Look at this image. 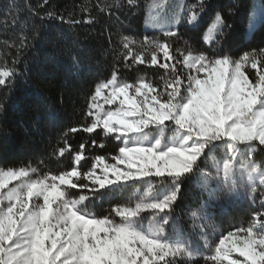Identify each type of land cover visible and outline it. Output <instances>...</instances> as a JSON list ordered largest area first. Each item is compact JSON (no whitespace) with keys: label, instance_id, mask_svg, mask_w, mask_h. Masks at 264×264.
Listing matches in <instances>:
<instances>
[{"label":"snow or ice","instance_id":"6c2138e0","mask_svg":"<svg viewBox=\"0 0 264 264\" xmlns=\"http://www.w3.org/2000/svg\"><path fill=\"white\" fill-rule=\"evenodd\" d=\"M49 3L11 0L4 9L5 27L10 18L19 31L0 40V89L8 90L0 116L52 22L74 28L104 15L112 60L81 93L74 124L56 128L50 110L43 128L33 126L48 148L35 164L0 166V264H264V0L246 11V35L261 36L255 46L231 39L229 18L242 7L235 3L97 0L98 15L85 4L81 19ZM138 11L154 35L127 34L117 13L127 20ZM64 54L77 76L92 59L76 36ZM140 66L158 79L129 81L125 71ZM77 133L87 140L74 146ZM108 140L111 152L93 154ZM185 185L199 195L177 212ZM105 202L104 214L93 211ZM244 202L250 214L219 230L218 212Z\"/></svg>","mask_w":264,"mask_h":264},{"label":"trees","instance_id":"16d2710c","mask_svg":"<svg viewBox=\"0 0 264 264\" xmlns=\"http://www.w3.org/2000/svg\"><path fill=\"white\" fill-rule=\"evenodd\" d=\"M10 2L11 0H0V40L12 39L19 31V25L13 27L10 18L7 27L4 25L6 19L4 9ZM16 2L23 6L24 0H16ZM28 2L36 6L39 0H28ZM96 2L97 0H50L49 7L66 16L69 12H73L77 19H81L86 14L81 12L80 6L85 4L92 5L91 14L93 16L98 15L95 8ZM211 2L222 7L232 3L241 5L238 14L229 18V23L233 26L231 39L235 45L239 46H248L250 43L255 46L259 43L261 39L259 32L248 39L244 37L246 11L253 0H211ZM117 15L124 20L125 28L130 30L127 34L137 36L155 34L143 29L144 14L142 11L129 16L127 20L124 19V15L120 13ZM106 24L107 19L104 15H99L97 22L91 25L80 24L74 28H69L67 25L59 26L52 22L47 39L38 42L36 48L28 53L27 76L17 79L10 99L4 101L6 112L0 116V166H18L21 161L27 163L29 160L35 164L36 158L48 151L46 139L38 135L33 126L38 125L43 128L47 124V115L50 110L58 114L56 128L74 124L79 119L76 110L82 109L85 104L81 93L89 89L98 79L104 78L106 67L111 64V53L105 52L108 47L107 37L106 34L102 35ZM111 30L115 32L116 28L113 27ZM180 31L182 35L185 34L183 27ZM60 32H63V36L58 35ZM192 34L195 35V33ZM74 36L79 37L83 45L90 50L92 57L88 62V67L78 76L72 71L71 60L64 54V48L72 46ZM0 55H4L2 45H0ZM12 55H15L14 49H8V54L4 58L10 61ZM20 67L23 69L24 63H21ZM145 74L150 79L159 77V73H154L145 66H140L139 71L129 69L124 73L129 81L134 80L138 75ZM35 85H42V87L37 91ZM7 91V89H0V101H3ZM61 96L63 102H61ZM93 138L99 142V137ZM70 140L74 146H78L79 143L87 140V134L77 133L70 137ZM88 143L90 144L91 141L88 140ZM115 146L114 140H108L105 149H96L93 154L106 155ZM257 159H260V156ZM62 163L70 162L65 159ZM49 166L55 168V164ZM89 166L90 163L83 170L86 171ZM198 195L199 192L195 187L185 185L177 205V212L183 206L194 203ZM108 207L109 204L105 202L93 211L97 214H104ZM252 210L253 206L244 202L230 207L225 213L218 212L215 220L216 227L229 230L245 219ZM181 220L187 227L189 222L186 218L181 217Z\"/></svg>","mask_w":264,"mask_h":264},{"label":"rangeland","instance_id":"374dc122","mask_svg":"<svg viewBox=\"0 0 264 264\" xmlns=\"http://www.w3.org/2000/svg\"><path fill=\"white\" fill-rule=\"evenodd\" d=\"M143 29H144V23H143ZM145 30V29H144ZM150 32H152V31H150ZM244 37H245V39H248L250 36H248V35H246V33H245V30H244ZM146 222V221H145ZM185 226V225H184ZM219 230H221L219 227H217ZM221 231H227V230H221Z\"/></svg>","mask_w":264,"mask_h":264}]
</instances>
